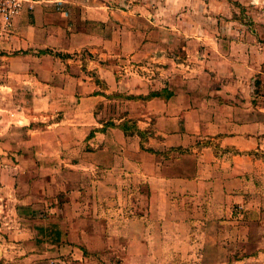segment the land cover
Wrapping results in <instances>:
<instances>
[{"label":"crops","instance_id":"crops-1","mask_svg":"<svg viewBox=\"0 0 264 264\" xmlns=\"http://www.w3.org/2000/svg\"><path fill=\"white\" fill-rule=\"evenodd\" d=\"M226 4L25 1L0 35V264L17 255L28 262L37 243L76 242L72 224L60 219L50 225L61 230L60 240L41 235L29 243L25 217L46 203L50 190L73 192L71 206L57 203L64 214H81L77 203L86 192L70 177L25 175L32 142L48 163L98 171L90 182L129 177L131 168L163 200L260 196L264 117L247 92L255 53L222 29ZM165 210L172 208L158 204L152 212ZM158 224L141 222L140 230L151 232L134 244L165 242L156 237ZM170 225L162 231L179 227ZM138 252L128 257L144 264L145 251Z\"/></svg>","mask_w":264,"mask_h":264},{"label":"rangeland","instance_id":"rangeland-1","mask_svg":"<svg viewBox=\"0 0 264 264\" xmlns=\"http://www.w3.org/2000/svg\"><path fill=\"white\" fill-rule=\"evenodd\" d=\"M226 1L231 5L226 4L223 8L222 29L235 32L239 37L238 41L255 53L252 54L255 66L249 70L247 92L255 105L263 109L261 113L264 117V0ZM32 138L39 141L42 137L32 135ZM34 145L38 144L32 142V149L27 151L29 160L25 164V175L70 177L77 186L84 185L85 188L81 186V189L86 192L82 193L84 198L77 203L83 208L82 213L64 214L58 211V204L67 201L71 206L75 201L72 200L73 192L60 190L57 193L55 189L50 190L46 203L35 213L25 217L28 219L27 223L31 224L29 243L36 242L34 238L41 236L38 225L50 228L51 224L60 223V219L65 221L63 225L72 224L74 232L70 234V238H74L76 242H70L65 237L61 243H37L29 248L31 256L28 262L20 260L22 256L17 255L5 264H135L128 256L136 254V251H145L144 264H264V173H261L260 180L255 184L260 196L256 194L244 197L241 201L234 200L232 196L196 197L190 200H177L173 196L172 199L165 197L163 200L152 192L155 187L151 189V181H136L131 168L126 169L129 177H108L110 180L106 184L90 182L98 171H90L92 168L58 166V162L55 164L51 158L48 163L41 158L44 151L33 149ZM48 151L54 152L50 149ZM261 154L264 155V152ZM55 168H60V171L55 173ZM147 170H150V166ZM87 185L91 187L87 188ZM90 189L92 192H88ZM186 203L189 204V212L182 210ZM158 204L169 206L172 211L154 214L153 208ZM55 206L57 208L53 210L52 207ZM198 207L203 211L193 215ZM193 220L197 225L188 228L186 224H192ZM141 222L160 223L156 237L165 238L166 241H160V244L156 243L154 246L135 245L134 239H145L151 232L146 228L140 230ZM174 223H179L177 229L162 231L168 225L173 227L170 224ZM107 236L110 238L107 239ZM191 237L196 238L195 243L190 241ZM129 238L132 240L129 241ZM131 241L133 242L130 244ZM68 244L73 246L68 247ZM37 254L42 256L36 259Z\"/></svg>","mask_w":264,"mask_h":264},{"label":"built area","instance_id":"built-area-1","mask_svg":"<svg viewBox=\"0 0 264 264\" xmlns=\"http://www.w3.org/2000/svg\"><path fill=\"white\" fill-rule=\"evenodd\" d=\"M25 1L0 0V35L10 29L14 16L24 7Z\"/></svg>","mask_w":264,"mask_h":264},{"label":"trees","instance_id":"trees-1","mask_svg":"<svg viewBox=\"0 0 264 264\" xmlns=\"http://www.w3.org/2000/svg\"><path fill=\"white\" fill-rule=\"evenodd\" d=\"M39 231L41 233L42 236L46 235L48 236V238L52 239L53 241H58L61 239V230L59 228H56L55 225L54 227L52 226V228H49L46 231H44L43 226H39ZM38 241H42V237H38L37 238Z\"/></svg>","mask_w":264,"mask_h":264}]
</instances>
